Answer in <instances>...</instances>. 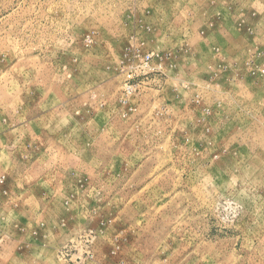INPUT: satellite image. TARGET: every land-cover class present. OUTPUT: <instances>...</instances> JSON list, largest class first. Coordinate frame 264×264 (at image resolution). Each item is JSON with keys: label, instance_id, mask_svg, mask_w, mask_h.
<instances>
[{"label": "rangeland", "instance_id": "obj_1", "mask_svg": "<svg viewBox=\"0 0 264 264\" xmlns=\"http://www.w3.org/2000/svg\"><path fill=\"white\" fill-rule=\"evenodd\" d=\"M0 264H264V0H0Z\"/></svg>", "mask_w": 264, "mask_h": 264}]
</instances>
